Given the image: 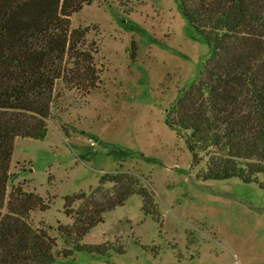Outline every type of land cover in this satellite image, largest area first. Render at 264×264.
<instances>
[{"label": "rangeland", "instance_id": "1", "mask_svg": "<svg viewBox=\"0 0 264 264\" xmlns=\"http://www.w3.org/2000/svg\"><path fill=\"white\" fill-rule=\"evenodd\" d=\"M98 47L100 83L88 95L63 91L43 139L16 137L11 186L25 184L48 207L31 214L63 240L72 220L65 197L89 194L104 174H134L153 195L105 213L74 249L54 264H264V190L237 178L202 180L168 114L194 83L207 57L204 40L176 0H93L70 17ZM58 86V89H62ZM102 190L111 192L110 183ZM100 253V254H97Z\"/></svg>", "mask_w": 264, "mask_h": 264}, {"label": "trees", "instance_id": "2", "mask_svg": "<svg viewBox=\"0 0 264 264\" xmlns=\"http://www.w3.org/2000/svg\"><path fill=\"white\" fill-rule=\"evenodd\" d=\"M93 0H0V264H54L74 249L93 252L83 238L103 215L138 194L154 211L152 191L134 174H104L89 194L65 197L70 225H58L63 248L54 253L50 228L31 214L48 207L25 184L11 186L16 137L43 139L63 91L85 96L98 86V47L71 15ZM186 22L207 45L198 79L172 106L167 122L184 140L197 177L237 178L264 190V0H176ZM62 89H58V86ZM110 183L111 192L102 190ZM100 254V253H97Z\"/></svg>", "mask_w": 264, "mask_h": 264}]
</instances>
